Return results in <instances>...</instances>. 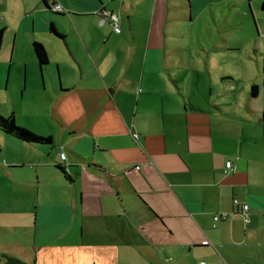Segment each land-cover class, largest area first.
I'll list each match as a JSON object with an SVG mask.
<instances>
[{
    "label": "crops",
    "instance_id": "1",
    "mask_svg": "<svg viewBox=\"0 0 264 264\" xmlns=\"http://www.w3.org/2000/svg\"><path fill=\"white\" fill-rule=\"evenodd\" d=\"M54 1L68 11L54 12ZM210 2L0 5V63L7 89L22 93L4 100L5 114L53 139L28 143L0 129V264L4 254L26 264H264L261 88L237 100L225 86L223 101L188 80L171 45L174 10L194 19ZM102 9L118 14L120 33ZM229 160L236 168L225 172ZM235 197L250 205L248 222Z\"/></svg>",
    "mask_w": 264,
    "mask_h": 264
},
{
    "label": "rangeland",
    "instance_id": "2",
    "mask_svg": "<svg viewBox=\"0 0 264 264\" xmlns=\"http://www.w3.org/2000/svg\"><path fill=\"white\" fill-rule=\"evenodd\" d=\"M263 2L264 0H212L205 4L203 12L194 19L184 8L174 10L168 25L172 27L173 36L177 37V43L173 42L171 45H174L178 54L184 55L186 69L193 76V79L188 78L189 81L193 80L200 87H205L207 92L211 88L213 94L220 96L223 101L229 96L225 86L235 87L239 100L245 88L251 90V85L256 84L261 88V96L254 100V108H264ZM14 3L15 0H0V5ZM182 3L181 7H184L185 3ZM187 75H191L190 72ZM7 76V65L0 63V114L5 116L9 110L5 108L4 100L12 99L14 95L16 99H21L22 95L21 91L14 94L7 89ZM26 99L28 97L25 101ZM31 100L37 99L31 96ZM245 108L246 105L244 110ZM17 123L20 124L19 121ZM34 202L36 199L29 203L32 210L36 209ZM29 220L34 225V213Z\"/></svg>",
    "mask_w": 264,
    "mask_h": 264
},
{
    "label": "trees",
    "instance_id": "3",
    "mask_svg": "<svg viewBox=\"0 0 264 264\" xmlns=\"http://www.w3.org/2000/svg\"><path fill=\"white\" fill-rule=\"evenodd\" d=\"M262 9H264V2L262 3ZM51 29L52 31L57 33L53 26H51ZM4 36L5 29L0 28V50L4 41ZM34 51L40 64L43 65L48 63V54L42 44H40L39 42H34ZM257 88L258 85L256 84L252 86L253 95L256 94ZM0 129L28 143H35L40 145H51L53 143V139L51 136H43L37 134L31 129L18 124L15 113L6 116L0 114ZM2 257H4L6 264H26L21 259L11 257L7 254L2 255Z\"/></svg>",
    "mask_w": 264,
    "mask_h": 264
},
{
    "label": "built area",
    "instance_id": "4",
    "mask_svg": "<svg viewBox=\"0 0 264 264\" xmlns=\"http://www.w3.org/2000/svg\"><path fill=\"white\" fill-rule=\"evenodd\" d=\"M51 9L54 12H58V13H64L67 12V8L58 1H54L51 4ZM100 16L103 20H110L112 25H113V29L116 33H120L121 32V27H120V19L117 13L114 12H109L106 9H102ZM62 159H65L66 155L65 153H61L60 154ZM236 168V166L233 164V162L231 160L226 162V166H225V172H228L230 170H234ZM64 170L69 173V169L68 167H64ZM233 204L238 208V210L245 216L244 221L248 222L249 219L247 217V211L249 210L250 205L248 204V202L241 200L238 197H235L233 199ZM228 217V213L227 212H222V213H217L214 215L213 220H214V227H216L218 225V223L224 219H226ZM201 264H206L205 261H202Z\"/></svg>",
    "mask_w": 264,
    "mask_h": 264
},
{
    "label": "flooded vegetation",
    "instance_id": "5",
    "mask_svg": "<svg viewBox=\"0 0 264 264\" xmlns=\"http://www.w3.org/2000/svg\"><path fill=\"white\" fill-rule=\"evenodd\" d=\"M65 173L67 174V172L65 171Z\"/></svg>",
    "mask_w": 264,
    "mask_h": 264
},
{
    "label": "water",
    "instance_id": "6",
    "mask_svg": "<svg viewBox=\"0 0 264 264\" xmlns=\"http://www.w3.org/2000/svg\"><path fill=\"white\" fill-rule=\"evenodd\" d=\"M50 8H51V6H50Z\"/></svg>",
    "mask_w": 264,
    "mask_h": 264
}]
</instances>
